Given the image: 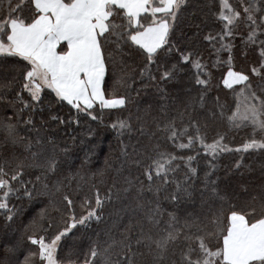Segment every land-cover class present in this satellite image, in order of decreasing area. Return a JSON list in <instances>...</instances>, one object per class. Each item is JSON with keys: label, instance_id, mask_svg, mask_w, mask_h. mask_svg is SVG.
I'll return each instance as SVG.
<instances>
[{"label": "snow or ice", "instance_id": "snow-or-ice-1", "mask_svg": "<svg viewBox=\"0 0 264 264\" xmlns=\"http://www.w3.org/2000/svg\"><path fill=\"white\" fill-rule=\"evenodd\" d=\"M213 4L221 28L204 39L217 52H229L222 84L235 96L230 114L225 113V106L217 98L214 108L205 109L204 123L188 112L189 107L195 111L197 101L185 104L179 126L175 119L161 120L155 121L153 130L139 116L138 127L131 116L118 118L110 125L118 135L135 130L149 141L142 150L134 149L137 158L133 162L143 169L144 179L126 181L128 188L124 192L134 193L133 203L117 212L111 228L90 238L86 252L75 254L69 249L62 255V242L74 229L100 222L105 204L111 203L113 195L119 199V189L115 194L109 189L102 197L96 188L94 203L85 197L77 215L74 199L65 192L63 209L50 201L53 210L61 213L62 226L42 210L26 226L20 241L3 244L4 259L0 264H264V188L251 197L253 206L247 211L237 210L234 204L225 207V195L218 191L209 171L205 173L201 199L208 193L221 206L203 214L190 212L187 207L193 200L190 181L197 170L192 163L200 155L199 150L213 158L222 152H264V0H213ZM205 6L204 0H0V72L15 73L13 80L18 76L20 86L9 105L18 101V112L31 111L45 96L54 94V100L66 102L78 115L84 113L92 120H102L97 107L103 113L104 109H124L129 103L131 86L126 74L118 82L124 94H107L110 71L117 64L125 65L128 53L143 56L145 63L140 75H147L150 80H156L151 74L152 65L178 54V61L192 63L197 70L196 84L206 93L210 80L201 78L205 65L197 52L182 47L183 28L191 23L199 30L200 23L195 20ZM241 27L247 29L245 48L252 46L258 53L247 71L234 69L233 45L225 42ZM244 55L247 57L248 52ZM177 67L165 70L161 79H173ZM253 78L259 79L255 85ZM24 93L30 100L24 98ZM204 93L198 97L201 108L205 106ZM184 115L188 116L186 124ZM217 119H226L235 129L250 128L249 138L235 148L225 144L226 137L221 133L210 139L209 122ZM19 122L16 112L0 121V148L11 147L14 151L22 145L28 153L23 158L13 154L0 162V210L7 213L6 222H12L17 214L11 198L31 201L34 194L51 195L52 189L60 192L71 185L77 174L72 171L76 157L70 145L61 147L54 140L39 136L35 140L22 137ZM24 123L32 124L31 117ZM161 139L180 151H195L196 155L169 151ZM122 154L128 156L126 149ZM182 165L188 171L181 181L176 177ZM209 167L214 169L215 165L210 162ZM26 169L39 170L35 181L24 179ZM65 170L69 174L62 180L60 176ZM48 181H52L51 188ZM37 183L43 191L37 189ZM171 185L175 187L166 199L171 202L172 211H167L161 207L158 196L165 186ZM149 194L151 199H147ZM138 210L144 211L147 227L131 219L123 223L121 213L134 216Z\"/></svg>", "mask_w": 264, "mask_h": 264}, {"label": "trees", "instance_id": "trees-1", "mask_svg": "<svg viewBox=\"0 0 264 264\" xmlns=\"http://www.w3.org/2000/svg\"><path fill=\"white\" fill-rule=\"evenodd\" d=\"M205 7L203 14L196 17L195 23H200V29L195 28L191 23L183 28L185 41L182 47L186 51H195L199 54L201 63L205 65L201 78L209 79L210 84L206 93L203 87L196 84L197 70L192 63H183L178 61V54L169 56L166 60L151 66V74L156 80H150L147 75L141 77L140 70L144 67V58L139 54L128 53L125 65L117 64L108 76L107 94L111 95L113 91L124 94V88L118 85L122 76L128 78L129 103L124 109H104L103 113H97L102 116V120H92L84 113L79 115L76 110L67 105L66 102L60 103L53 99L52 96H45L43 102L34 108V110L25 109L18 112L21 107L18 101L9 105L10 101L15 100V93L20 91L18 76L13 80L15 73L0 72V121L5 117L11 116L13 112L17 113L20 119L18 128L22 137H28L35 140L38 136L49 140H54L61 147L70 145L76 157V166L72 170L77 173L71 181L70 186L62 188L60 192L52 189L51 195H35L30 201L27 198L17 200L11 198V204L16 205L17 214L12 222H6V215L0 210V260L4 259L3 244L16 243L26 234V226L31 221L41 215L42 210H46L50 217H53L58 226H62L61 213L53 210L50 201H55L63 209V193L68 192L75 201L76 213L79 215L82 211L81 201L88 197L93 203L95 199V189L100 190L103 197L111 189L115 194L119 189V199H113L111 203L104 206L103 218L100 222L93 221L90 227L74 229L68 238L62 242L63 252L67 253L69 249L73 253L79 254L86 252L89 247L90 238H95L94 234L111 228L117 212L133 203L134 193H125L124 189L128 188L127 180H133L141 175L143 169L139 168L133 161L137 158L136 152L142 150V147L149 143L148 138L142 137L133 130L125 132L123 136L110 127V125L119 119L132 118V123L137 127V117L146 122L155 130V121H166L175 119L177 125L181 124V113H184L185 104L190 101H197L195 111L189 107L188 112L204 123L205 109L215 107V101L225 106V113L230 114L229 109L235 107L234 93L226 89L222 84V78L227 71L229 52L227 49L217 52L204 39L210 32L215 35L221 28L214 15L215 7L213 0H204ZM235 3V0H230ZM203 21V23H201ZM247 29L241 27L238 33L231 38L226 39V43H231L233 67L235 70L247 71L251 62L255 61L258 53L252 50V46L245 48L244 37ZM264 39V36L261 37ZM217 49L220 48V42L217 41ZM248 55L245 57L244 52ZM173 65H178L175 77L170 80H162L161 76L165 70L171 69ZM123 68V71H122ZM211 74L210 76L208 74ZM259 82L258 78H253L254 85ZM162 90V91H161ZM201 93L205 96V106L200 107L198 97ZM24 98L30 100L27 93ZM31 102V101H30ZM219 111V109H216ZM53 116L60 119L54 120ZM31 117L32 124H25L24 121ZM79 120L80 123H75ZM188 116H183V123H187ZM15 122V121H13ZM251 129H235L228 125L226 119H217L209 122L208 136L211 139L216 133L223 134L225 144L235 148L243 143L250 136ZM186 140V138H185ZM155 143V140H153ZM161 143L169 151H174L178 155H196L195 151H180L174 148L169 142ZM126 149L128 156L122 154ZM196 160L193 161L192 167L197 170V175L190 181V191H193V200L188 202V210L197 214L209 213L221 206V202L210 194L205 193L201 199V192L204 191L205 173H213L212 180L216 181L218 191L225 195V207L234 204L237 210L247 211L253 206L252 196L261 192L264 188V152L256 150L249 153L222 152L215 158L205 156L202 150ZM21 158L28 155L22 145L17 146L13 151L11 147L0 148V162L11 155ZM215 165L214 169L209 167V163ZM240 164L237 167V164ZM187 168L183 165L177 173V179L181 181L184 178ZM40 172L37 169H26L25 180L35 181V176ZM69 173L65 170L60 179ZM55 179V178H53ZM51 188L52 181H48ZM68 185V181H64ZM37 189L43 191L42 185L37 183ZM174 185L165 186L160 192L158 199L161 207L167 211H172L171 202L166 199L168 192L173 191ZM149 194L147 199H151ZM123 223L127 224L129 219L139 221L147 227L144 211L138 210L136 215L121 213ZM181 222H183L181 220ZM7 223V226H6ZM28 231L31 229L28 228ZM141 251H144L141 249ZM75 259V256L73 257ZM116 257H113L115 259Z\"/></svg>", "mask_w": 264, "mask_h": 264}, {"label": "rangeland", "instance_id": "rangeland-1", "mask_svg": "<svg viewBox=\"0 0 264 264\" xmlns=\"http://www.w3.org/2000/svg\"><path fill=\"white\" fill-rule=\"evenodd\" d=\"M225 74V73H224ZM224 76V75H223ZM223 79V78H222Z\"/></svg>", "mask_w": 264, "mask_h": 264}]
</instances>
